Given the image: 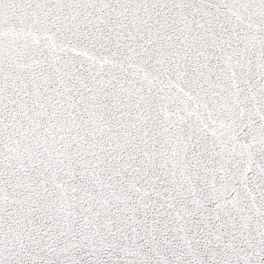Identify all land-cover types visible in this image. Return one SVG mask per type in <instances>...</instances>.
Listing matches in <instances>:
<instances>
[{
  "label": "snow or ice",
  "instance_id": "6c2138e0",
  "mask_svg": "<svg viewBox=\"0 0 264 264\" xmlns=\"http://www.w3.org/2000/svg\"><path fill=\"white\" fill-rule=\"evenodd\" d=\"M0 264H264V0H0Z\"/></svg>",
  "mask_w": 264,
  "mask_h": 264
}]
</instances>
